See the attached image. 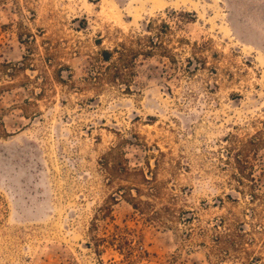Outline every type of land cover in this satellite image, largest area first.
<instances>
[{"label": "rangeland", "instance_id": "rangeland-1", "mask_svg": "<svg viewBox=\"0 0 264 264\" xmlns=\"http://www.w3.org/2000/svg\"><path fill=\"white\" fill-rule=\"evenodd\" d=\"M150 23L175 60L141 58L132 93L84 80ZM33 36L34 66L0 72V264L119 262L92 240L107 202L95 232L131 229L135 264H264V0H0V62ZM112 148L152 179L123 183L157 220L117 193Z\"/></svg>", "mask_w": 264, "mask_h": 264}, {"label": "trees", "instance_id": "trees-1", "mask_svg": "<svg viewBox=\"0 0 264 264\" xmlns=\"http://www.w3.org/2000/svg\"><path fill=\"white\" fill-rule=\"evenodd\" d=\"M148 28V33L144 35L135 37L129 42H122L112 49H103L100 53V60H96V62L91 64L84 80L97 88H102L106 84H109L123 87V90L127 93H132L135 91L136 83L134 77L137 75V65L141 58L152 57L158 53L163 57L175 60L172 48L164 43L162 30L152 23L148 25ZM26 42L28 54L24 56V60L17 63L0 62V67L3 69L0 72H7L11 76H14L18 72L34 66L31 64L33 60L34 36ZM47 54L48 59H45V61L48 68L53 66V61L49 59L51 52L48 51ZM64 68L69 69L68 65L62 63L57 67L61 82H64L62 75H60ZM26 103H29V101L27 100ZM240 150L243 151V147ZM102 158L104 161H101L100 164L109 176V180L112 183L116 180L121 182L118 184L119 191L117 193L124 197L147 221L152 222L157 220L158 211L154 208L151 200L143 198L144 190L141 185L123 183V181H129L131 180L130 178L139 176L143 184L149 185L152 179L147 177L144 168L140 166L132 167L121 148H112ZM238 162L242 163V159H238ZM241 166L242 168H239V175L241 177L247 176L248 178H252L253 173L250 174L251 169L248 167L247 162L242 163ZM147 192L146 194H153L151 190ZM111 199L117 200L115 194L111 196ZM111 212L112 204L111 202H107L100 208V214L94 218L91 228L93 232V244L96 246L98 253L102 250L101 247H117L120 254L124 255L125 258L119 262L115 261L113 264H135L136 258L138 256L141 257L143 252L136 254L135 241L130 237L132 235L131 229L115 224L113 230L106 228L104 235L100 236L95 232L99 229L97 219L103 217L105 220L108 218L111 220L113 218Z\"/></svg>", "mask_w": 264, "mask_h": 264}, {"label": "bare ground", "instance_id": "bare-ground-1", "mask_svg": "<svg viewBox=\"0 0 264 264\" xmlns=\"http://www.w3.org/2000/svg\"><path fill=\"white\" fill-rule=\"evenodd\" d=\"M115 10H116V9H115ZM115 10H114V11H115ZM117 12H118V11H117ZM113 13H114V12H113ZM109 15H110V14H109ZM107 16H108V15H107ZM113 16H114V15H113Z\"/></svg>", "mask_w": 264, "mask_h": 264}]
</instances>
